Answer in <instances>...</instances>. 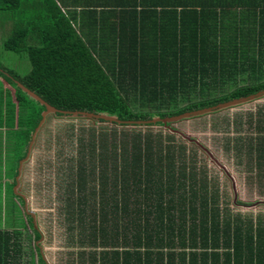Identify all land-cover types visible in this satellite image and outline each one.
<instances>
[{
	"label": "trees",
	"instance_id": "1",
	"mask_svg": "<svg viewBox=\"0 0 264 264\" xmlns=\"http://www.w3.org/2000/svg\"><path fill=\"white\" fill-rule=\"evenodd\" d=\"M50 1L0 0L9 14L31 8L41 16L40 28L25 17L4 42L6 49L27 54L29 73L19 76L0 65V264H47L29 229L35 238L41 232L12 192L18 162L44 110L18 83L57 109L123 120L153 117L150 108L155 116L174 115L264 88V0H223L222 21L221 14L202 8L167 17L175 31L172 41L136 46L139 59L123 71L120 62L96 59L62 15L48 14L51 6L61 13ZM158 75L172 82L159 90L138 87L158 81ZM260 115L255 134L235 139L233 146L259 178ZM126 131L119 130L121 139L113 126L72 127L77 155L60 183L69 243L77 248L71 264H264V221L220 207L217 186L193 156L187 158L184 145L135 128Z\"/></svg>",
	"mask_w": 264,
	"mask_h": 264
},
{
	"label": "rangeland",
	"instance_id": "2",
	"mask_svg": "<svg viewBox=\"0 0 264 264\" xmlns=\"http://www.w3.org/2000/svg\"><path fill=\"white\" fill-rule=\"evenodd\" d=\"M1 7L0 4V65L24 76L31 69L27 54L6 49L4 42L16 24L22 23L25 17L29 18L30 11L9 14ZM194 100L195 98L192 99ZM186 103L180 102L179 105ZM145 108L135 107L134 110H146ZM169 108L174 110L172 106L167 109ZM153 111L155 109H147L149 115L155 116ZM260 113H264V96L212 113L172 122L169 128L161 122L112 125L94 123L91 118L86 117L73 119L49 114L38 133L29 160L23 166L16 189L26 195L28 210L36 214V224L42 238H35L33 231L29 229L33 244L39 245L47 264H71V258L75 256L77 248L69 243L60 183L68 179V166L72 164L73 155H77L76 142L72 140V127L79 125L113 126L118 132L120 129L130 132L135 128L156 136L157 139L162 137L165 143L184 145L187 158L193 156L199 168L205 170L207 179L217 186L220 207L251 218L254 222L264 221V174L259 178V171L248 165L244 155H237L233 147L235 139L240 138L243 142L249 134H255ZM123 135L119 132L121 139ZM167 136L170 141L166 139ZM197 142L203 144L208 152L201 149ZM15 200L25 211L24 206Z\"/></svg>",
	"mask_w": 264,
	"mask_h": 264
},
{
	"label": "crops",
	"instance_id": "3",
	"mask_svg": "<svg viewBox=\"0 0 264 264\" xmlns=\"http://www.w3.org/2000/svg\"><path fill=\"white\" fill-rule=\"evenodd\" d=\"M61 13L52 6L45 9L48 14L62 15L68 20L77 36L88 45L93 56L104 65L120 62L122 71L131 69L139 59L141 44H157L163 39L171 42L175 31L167 17L180 18V12L190 14L203 9L205 13L221 14L223 20V0H51ZM247 2L248 0H239ZM49 2V1H48ZM29 21L34 28H40L41 16H35L29 8ZM171 14V15H168ZM50 21L45 17V22ZM178 26V25H177ZM112 67V65H108ZM118 69V67H117ZM129 76V75H126ZM152 76H144L147 80ZM156 82L146 81L138 87L145 90L172 82L169 77L158 75ZM129 78V77H127ZM137 80V79H135ZM138 82V81H137ZM127 84H125V87Z\"/></svg>",
	"mask_w": 264,
	"mask_h": 264
},
{
	"label": "water",
	"instance_id": "4",
	"mask_svg": "<svg viewBox=\"0 0 264 264\" xmlns=\"http://www.w3.org/2000/svg\"><path fill=\"white\" fill-rule=\"evenodd\" d=\"M18 86L24 92H26L28 96L37 100L38 102H40V104L44 105V110L41 112V119L39 120L38 124L36 125L33 132L31 133V137H30V140H29L28 145H27L26 154L18 162L17 174H16L15 179H14L15 185L13 187V192L15 194L19 195L23 199L24 209H25L26 213H28L31 216L34 228H37L36 214H35V212L28 210L26 195L17 191L16 189L20 183V176L22 173L23 166H24L25 162H27L29 160L30 154H31L33 145L36 141V138L38 136V133L40 132L41 128L43 127L45 120H46V117L49 114H53V113L58 112L61 114H68V115L73 116V117L81 116V117H86V118H98V119L100 118V119H103L109 123H116V124L138 125V124H149V123L161 122L164 126L169 128L170 127L169 124L172 122H176V121H179L181 119H186V118H190V117L200 116L203 114L212 113V112L217 111V110L229 108V107L236 106L239 104H243V103H246V102H249L252 100H256V99H259V98L264 96V88H263L261 90H258L257 92H254L252 94H248L246 96L232 98L229 100H225V101L216 103V104L211 105V106L187 110L185 112H181V113L174 114V115H169V116H164V117L153 116V117L147 118V119H135V120L126 119V120H123V119L116 117L115 115H110L107 113H95V112H87V111H80V110L68 111V110L57 109L54 106L48 104L39 95L34 93L32 90L26 88L22 84L18 83ZM40 237H42V235ZM43 258H44V256H43Z\"/></svg>",
	"mask_w": 264,
	"mask_h": 264
},
{
	"label": "flooded vegetation",
	"instance_id": "5",
	"mask_svg": "<svg viewBox=\"0 0 264 264\" xmlns=\"http://www.w3.org/2000/svg\"><path fill=\"white\" fill-rule=\"evenodd\" d=\"M56 113H58V112H56ZM201 149H203L204 151H206V152H208V150H207V148L203 145V144H201V143H199V142H197L196 143ZM14 185H15V182H14V184H13V187H14ZM15 194V193H14ZM15 195H17V194H15ZM17 196H19V195H17ZM23 200V199H22ZM23 205V204H22ZM25 213H26V211H24ZM28 214V213H27ZM37 229H39L38 227H37ZM39 238H42V237H39ZM38 238V239H39ZM35 244H37V243H35ZM38 245V244H37ZM39 251L41 252V248L39 247ZM42 253V252H41Z\"/></svg>",
	"mask_w": 264,
	"mask_h": 264
}]
</instances>
